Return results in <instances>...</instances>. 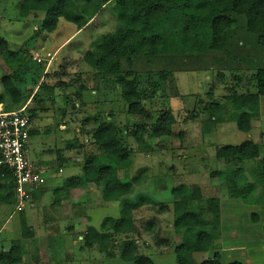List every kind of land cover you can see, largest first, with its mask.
<instances>
[{"label": "rangeland", "instance_id": "obj_1", "mask_svg": "<svg viewBox=\"0 0 264 264\" xmlns=\"http://www.w3.org/2000/svg\"><path fill=\"white\" fill-rule=\"evenodd\" d=\"M22 2L0 0V73L28 82L24 92L28 95V107L34 111L32 128L37 132L29 139L28 157L43 165L46 183L43 198L31 200L24 207L17 205V201L7 203L8 191H2L0 251L8 250L15 240H22L24 218L34 239L24 240L25 259L20 264H75L71 257L79 251H65V244L59 242L61 236H57L61 229L70 228L77 230L78 248L83 249L79 236L88 235L89 242H95L92 251L81 252L88 258L87 264H106L105 255L98 257L96 252L105 251L106 245L115 251L114 243L127 238L135 240L140 255L153 256L156 264H176L174 250L182 244L186 233L173 228L177 214L171 191L182 186L191 194L199 192L202 202L219 201V224L205 227L215 246L207 253L194 254L196 263L218 252L224 263L242 259L241 254L245 253V260L264 264V185L255 174L259 164L264 163V97L259 96L254 79L257 70L264 68V37L248 29L246 16L231 15L233 25L227 31L223 52L186 54L171 62L168 56L137 55L131 66L121 60L119 74L104 75L91 66L87 54L93 52L98 39L120 25L113 1L67 42L65 39L72 35L75 25L60 19L54 32L42 31L45 14L32 11L27 17H20ZM62 43L56 55L53 50ZM36 55L44 58L45 63L36 64ZM49 56L56 59L52 61ZM45 73L48 75L42 83ZM34 80L37 86L32 83ZM41 83L45 85L39 90ZM137 101L145 110L144 116L128 112L129 104ZM6 103L10 105L7 99ZM210 104L219 107L215 117L206 114ZM242 116L251 117L248 133L238 130L234 122ZM170 117L173 123L169 134L159 135L150 129L141 142L129 135L140 124L152 128L156 122L168 123ZM104 124L113 126L115 137L124 140V147H128V155L115 176L130 182L131 193L118 200H105L101 194L104 182L99 177L90 178L79 186L75 198L79 202L75 206L64 203L57 208L60 203L54 202L62 192L56 194L57 189L64 186L66 178L82 175L89 155H95L99 165L113 164L99 152L90 133ZM247 140L261 147L259 158H216L218 147ZM236 169L243 172L249 184H254L250 197L257 203H243L231 197L226 180L213 175ZM139 199L140 206L129 210L131 221L128 212L124 217L119 214L118 204L122 200L132 203ZM197 203L198 199H189L188 206L194 208ZM98 206L89 212L92 226L98 229L102 220L110 221L104 224L105 228L101 224L99 229L104 232L87 234L86 224L83 225L88 221L86 210ZM253 215L261 216L263 222L260 217L256 221ZM53 219L59 223L52 225ZM62 221L67 225L61 227ZM44 229L48 231L42 233ZM157 251L162 255L155 256Z\"/></svg>", "mask_w": 264, "mask_h": 264}, {"label": "trees", "instance_id": "obj_2", "mask_svg": "<svg viewBox=\"0 0 264 264\" xmlns=\"http://www.w3.org/2000/svg\"><path fill=\"white\" fill-rule=\"evenodd\" d=\"M112 1L115 4L120 25L114 32L106 33L98 39L93 44V52L87 54L91 66L104 75L119 74L121 60H125L127 65L131 66L133 58L137 55L168 56V61L171 62L186 54H200L208 51L223 52L226 48L227 31L233 25L232 14L245 15L248 29L259 34L260 38L264 37V0H23L18 15L25 18L29 12H43L45 16L41 23V30L48 33L56 29L60 19L72 23L77 30H81L90 19ZM47 75V73L44 74L42 83ZM254 79L257 82L259 96L264 97V68L257 70ZM119 80L120 76L117 78V81ZM27 83L25 80L19 81L16 75H1L0 73L2 88L0 104H3V110H16L27 103L28 95L24 92ZM32 83L37 86L35 80ZM42 83L38 85L39 90L45 85ZM34 95L33 98L36 97ZM6 99L9 100L10 105L6 103ZM218 110V106L210 104L206 106L205 111L210 117H215ZM28 112L33 120L34 111L28 107ZM128 112L142 116L145 114L143 106L138 101L129 104ZM161 118L164 119V117ZM234 122L238 130L245 133L249 132L252 125L251 117L242 116ZM172 123L171 117L168 123L156 122L152 128L143 123L129 135L137 142H141L150 129L159 135L169 134ZM36 133V130L32 128L29 131L30 138ZM90 133L99 152L113 164L99 165L95 155L91 154L84 161L82 175L67 178L63 183L64 186L58 189L80 188L79 186L85 185L88 179L99 177L98 179L104 182L101 194L105 200H118L119 197L130 194L132 191L130 182L120 180L115 176L116 169L121 167L123 158L128 155V147H124V140L115 137V128L109 124L101 125ZM70 147L67 145V148ZM260 154L261 147L253 140H247L235 146L218 147L215 152L217 159L241 161L257 159ZM255 174L257 180L264 185V163L259 164ZM213 175H221L220 179L226 180L231 197H236L243 203H257L250 197L255 186L245 180L240 169ZM3 190L8 191L5 195L7 203H15L12 177L6 168H0V200ZM171 192L175 200L174 213L177 214L173 228L175 232L185 231L186 233L182 244L177 245L174 250L176 264H244L236 260L224 263L218 252L196 263L194 254L207 253L215 246L212 244L211 234L205 230V227L219 224V201L210 199L202 202L199 192L196 191L195 195L191 194L182 186L173 188ZM35 194L38 197V193ZM189 199H198L197 206L189 208ZM140 200L132 203L122 200L120 202L122 216L124 217L128 212L129 219V210L140 206ZM253 218L258 221L257 215H253ZM109 221L110 219H105L102 222L103 228ZM88 233L95 235L99 232L92 227H87ZM21 237L23 241L33 237V232L24 218L21 219ZM92 244V241L88 240V235H85L84 245L91 247ZM114 245L115 251H110L106 245L105 251L108 257L117 255L123 262L154 264L148 256L137 252L133 239L127 238ZM22 255V241L15 240L11 242L8 251H0V264H20Z\"/></svg>", "mask_w": 264, "mask_h": 264}, {"label": "built area", "instance_id": "obj_3", "mask_svg": "<svg viewBox=\"0 0 264 264\" xmlns=\"http://www.w3.org/2000/svg\"><path fill=\"white\" fill-rule=\"evenodd\" d=\"M36 63L43 64V58L36 57ZM28 104L12 111L0 107V168H6L12 177V192L17 205L34 200L35 193L43 192L46 170L28 157L29 131L33 120Z\"/></svg>", "mask_w": 264, "mask_h": 264}, {"label": "crops", "instance_id": "obj_4", "mask_svg": "<svg viewBox=\"0 0 264 264\" xmlns=\"http://www.w3.org/2000/svg\"><path fill=\"white\" fill-rule=\"evenodd\" d=\"M60 22V21H59ZM59 24V23H58ZM58 26V25H57ZM56 29H57V27H56ZM55 29V30H56ZM54 30V31H55ZM82 30V29H81ZM81 30H77V28H75V30H73V33H72V35H70L69 37L67 36V38L65 39V42H67V41H69V40H73L75 37H77L78 35H79V33L81 32ZM53 31V32H54ZM71 41H70V43H71ZM64 42V43H65ZM64 43H62L61 45H58L54 50H53V52H56V55H57V51L60 49V47L64 44ZM47 54H49V53H47ZM36 57H38V55H36L35 56V58ZM50 57V59L53 61L54 59H56V56H54L53 58H51V56H49ZM65 57V54H63V56H62V58H64ZM44 59V58H43ZM0 107H2V109H3V104H0ZM72 177V176H71ZM70 178V177H69ZM67 179V178H66ZM78 190H79V188H75V189H69V190H57L56 191V194L58 193V192H60V191H62L61 192V197L60 198H58V199H56L55 200V205H58V203H60L59 205H58V207L57 208H60L61 207V205L62 204H64V203H69L70 205H74L75 206V204H77L78 202H79V200H76L75 198H76V194H77V192H78ZM56 194H55V196H56ZM58 195H60V193H58ZM75 196V197H74ZM43 198V194H42V192H39L38 193V197H37V195L35 194V196H34V200L36 201H38V200H41ZM88 199H89V197H88ZM86 200H87V198H86ZM65 205V204H64ZM81 205H86V204H81ZM80 205V206H81ZM105 205H108V204H104L103 206H105ZM119 205V214H120V203L118 204ZM3 207V206H2ZM87 208V207H86ZM99 208V206L98 207H93V208H90V207H88L87 208V223H84L83 225H85L86 224V226H84L85 228H87V227H92V228H94L97 232H104V230L103 229H99L100 228V226H101V224H102V222H103V220L101 221V223H100V226H99V230L93 225L92 226V214H89V212L91 213V211L92 210H94V209H98ZM33 211V210H32ZM31 211V212H32ZM36 211V210H35ZM52 212H53V210H52ZM260 215V214H259ZM258 215V217H260L261 219H260V222L262 223L263 222V220H262V217L261 216H259ZM1 216V215H0ZM73 218H76V217H73ZM73 218H71V219H73ZM59 220V219H58ZM56 222H58L59 223V221H57V219L55 220V219H53L50 223L53 225V224H55ZM60 223H62L61 224V227H63V226H66L67 224H66V222H65V224L63 225V221L62 222H60ZM77 223H78V218H77ZM78 225V224H77ZM76 225V223H75V225L74 226H76V227H78ZM43 226H45V227H50L49 225H43ZM70 226L71 227H73V225H71L70 224ZM31 230H32V228H31ZM45 231L47 232L48 230H46V229H44L43 231H41L42 233H45ZM62 233H60L59 235H57V236H61V239L59 240V242L60 243H64L65 245L62 247L65 251H67V250H71L72 252H75V250H77V251H79L78 253H76V255H73L72 257H71V260H73V262L75 263V264H87V261H89L88 260V258L87 257H84L83 255H81V252H84V251H92L94 248H93V246L95 245V242L94 241H92V246L91 247H87V246H85L84 245V237L83 236H79L78 237V239L80 240V241H82V246H83V249H81V248H78L79 247V244H78V242L76 241L77 239H76V233H77V230H74V228H70V231H67V230H65V229H61L60 230ZM32 232H33V230H32ZM34 233V232H33ZM75 236V237H74ZM141 236V235H140ZM33 239L34 238H32L30 241H33ZM57 239V238H56ZM76 239V240H75ZM111 239V238H110ZM22 241V243H23V248H24V244L26 243V242H24L23 240H21ZM29 241V242H30ZM137 241H139L140 242V240H136V242ZM117 243V242H116ZM242 248V247H241ZM256 248V247H255ZM254 248V249H255ZM9 249H10V247H9ZM8 249V250H9ZM234 249V251H237L236 249L237 248H233ZM8 250H2V251H8ZM104 252H106V251H103V252H96V255H98V257H104V256H102V255H105V263L106 264H112V263H116V262H113V261H118L117 262V264H130V263H128V262H123V261H121L119 258H118V256L116 255V257H108L107 255H106V253H104ZM162 253L163 252H159V251H157V255H155V256H161L162 255ZM23 254H24V250H23ZM212 255L214 254V252L213 253H211ZM197 255V254H196ZM212 255H210L209 257H211ZM221 256V255H220ZM241 256H242V259H230L231 261H241V262H243L244 264H253V259L251 260L250 258L248 259V260H245L244 259V256H245V253H242L241 254ZM148 257L153 261V263L154 264H156L155 263V260H154V257L153 256H151V255H148ZM195 257V256H194ZM209 257H206V258H202V260H205V259H207V258H209ZM223 257L221 256V259H222ZM24 256L22 255V260L24 261ZM83 259V260H82ZM176 260V259H175ZM201 260V261H202ZM222 260H224V258L222 259ZM23 261H21V262H23ZM228 262H230V261H228Z\"/></svg>", "mask_w": 264, "mask_h": 264}]
</instances>
